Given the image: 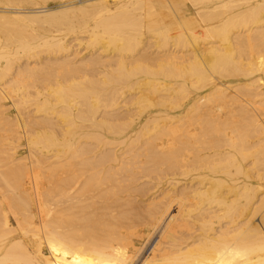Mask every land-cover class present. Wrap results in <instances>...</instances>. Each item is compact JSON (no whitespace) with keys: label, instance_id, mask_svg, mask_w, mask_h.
Listing matches in <instances>:
<instances>
[{"label":"bare ground","instance_id":"obj_1","mask_svg":"<svg viewBox=\"0 0 264 264\" xmlns=\"http://www.w3.org/2000/svg\"><path fill=\"white\" fill-rule=\"evenodd\" d=\"M83 1L33 16L88 34L75 40L91 51L81 66L51 37L37 44L44 59L19 70L35 47L0 27L16 45L0 46V126L25 150L0 147V264H137L150 235L138 264H264V0H187L165 13L158 0L74 8ZM128 102L135 113H116ZM153 167L171 175L165 185H136Z\"/></svg>","mask_w":264,"mask_h":264},{"label":"rangeland","instance_id":"obj_2","mask_svg":"<svg viewBox=\"0 0 264 264\" xmlns=\"http://www.w3.org/2000/svg\"><path fill=\"white\" fill-rule=\"evenodd\" d=\"M0 1H2V2H5V0H0ZM26 1V0H25ZM32 2V3H29V2ZM43 1V2H42ZM66 0H27V2L26 3H24L22 6H19V8H18V6L17 7H15V6H11V5H1L0 7H1V9H0V11L1 12H6V14H7V12L8 13H15V14H17V15H24V16H31L29 19L27 18L26 20H28V21H30V19L31 20H33L32 22L30 21V22H28V21H24V22H22V21H20V23H19V21H16V22H14V24H12V21L10 20H8V19H6L5 20V17H3V18H0V27H1V29H3V31H5L6 30V32H7V30L8 31H10V32H13V30H14V34H17L18 32H20V30H21V32L19 33V35L17 34L16 36L14 35V42L12 41L11 43H16V45H18L17 44V41L19 40H23V38H25L23 41L21 40L20 42H22V43H26V42H28V43H26V44H28V45H33L32 47H35V50H33V52L31 53L32 54V57H30L29 59H27V57L25 58V55H22V53H20L19 54V56L17 57V58H19V61L18 62H16V64H18L19 65V70H23L22 68L23 67H25L26 65H25V63L27 62V60H29V62H31L32 63V61H36V59L37 58H40L41 60H42V58L44 59V57L46 56V54H45V52L41 49V48H38V46L39 45H41V44H43L42 43V41L44 40V41H48V40H50L51 41V39H49V38H51V37H54V38H57V39H60V40H62L64 43H66V45H70V47H68V49H69V53H71V52H73L74 51V53H75V51H77V56L78 57H75L74 58V60H72V63L71 64H74V66H81V65H83L84 63H85V59L86 58H88V56L90 55V53H91V51H88V50H86V49H84V47H82V46H79V45H77V42L75 41V40H77L78 38H81V41L82 40H84V41H86L85 39H87V35L88 34H81L80 33V31L78 32V31H75V32H66V33H63V32H56L57 31V29H54V28H49L46 24H44L42 21H41V19H43V18H39L40 20L39 21H36V19H38V17L36 18V17H33L34 15H43V14H48V13H54V12H56V11H58V10H60V7H62L63 5H64V2H65ZM86 1H87V3H86ZM94 1V2H93ZM100 1H102V2H105V5L106 6H108L109 8H111V9H114L115 7H117L116 5H117V3H118V1L117 0H84L82 3H78V4H75L74 5V8L76 9V8H78V7H81V6H87V5H91V4H93V6H94V8L97 6L98 7V4H96V2H100ZM129 1H132V0H129ZM159 2H156V1H154V2H156V4H155V9H156V11L158 12V11H160V12H162V13H165L164 11H166L167 12V10H166V8L167 7H169V8H172L173 9V6L175 5V6H181L182 7V5H180L182 2H184L187 6H191V4H189V1H187V0H158ZM63 2V3H62ZM91 3V4H89V3ZM116 3V4H115ZM169 4H170V6H169ZM157 5V6H156ZM92 6V7H93ZM3 7V8H2ZM92 7H90V8H92ZM143 8L145 7V5L144 6H142ZM141 7V8H142ZM6 8V9H5ZM16 8V9H15ZM45 9V10H49V11H47L46 13H42V12H39V10H42V9ZM157 8H158V10H157ZM19 9V10H18ZM97 9V8H96ZM54 10V11H53ZM73 11H74V9H73ZM72 9L70 10V12H69V16H70V14H72L73 13V15H72V17H74V14H75V18L77 17L78 18V16H79V14L80 13H78L77 12V10H75V12H72ZM5 14V15H6ZM7 15H10V14H7ZM2 17V16H1ZM32 17H33V19H32ZM79 18H80V16H79ZM4 20V21H3ZM42 22V24L41 25H39L41 22ZM35 22H37V23H35ZM30 23H32V24H30ZM18 24V26H16L17 28H15V25H17ZM21 24V25H20ZM36 24V25H35ZM13 25H14V27H13ZM26 25V26H25ZM13 27V28H12ZM6 28V29H5ZM5 29V30H4ZM20 29V30H19ZM26 31H25V30ZM15 30H17V33H15ZM31 30H33V31H35L36 30V33L37 34H35V32L33 33V32H31ZM42 30V31H41ZM26 32V33H25ZM3 32H0V46H1V48L2 49H4V50H6V51H13V50H15V46L16 45H14V46H12L13 44H11L9 41L10 40H8L9 38L7 37V35H6V33H3ZM57 33H58V35H57ZM63 33V34H62ZM31 34V35H30ZM38 34H40V35H38ZM59 34H62V35H59ZM22 36V38H21V36ZM2 36H3V38H2ZM6 36V37H5ZM30 36V37H29ZM44 36V37H43ZM77 37V38H76ZM8 38V39H7ZM19 38V39H18ZM27 38V39H26ZM31 38V39H30ZM33 38V39H32ZM47 38V39H46ZM74 38V39H73ZM6 40V41H4V40ZM17 39V41L15 42V40ZM72 39V40H71ZM2 40V41H1ZM26 40V41H25ZM28 40V41H27ZM32 40V41H31ZM78 40H80V39H78ZM4 41V42H3ZM84 41H82V42H84ZM19 42V43H20ZM32 42V43H31ZM71 42V43H70ZM150 42H152V40L150 41ZM7 43V44H6ZM37 44H38V46H37ZM7 45H9L8 47H7ZM77 45V46H76ZM4 47V48H3ZM3 50V51H4ZM37 51V52H36ZM40 51V52H39ZM153 51H155V48H152V49H150L149 50V53L151 52H153ZM79 52V53H78ZM73 54V53H72ZM37 55V56H36ZM86 57V58H85ZM104 57V56H103ZM103 57H102V60H104L103 59ZM9 58H13L12 56H10ZM105 59H106V57H104ZM25 59V60H24ZM82 59V60H81ZM83 59H84V61H83ZM89 59V58H88ZM32 60V61H31ZM79 61V62H78ZM84 63H83V62ZM87 61V60H86ZM41 62H44V60L43 61H41ZM41 66H42V68H41ZM33 68V63L32 64H30V66L28 67V68ZM40 68L41 69H33L32 71L34 72V74H33V72H31V74H33L34 75V77H33V75H30L31 76V78L33 79V81H31V83L32 82H34V84L32 85V86H34L35 88L36 87H41L42 86V82H41V78H42V81H43V79H44V76H47L46 74H45V72H47L46 71V69L47 68H43V65H40ZM83 68V67H82ZM43 69H45V72H44V76L42 75V71H44ZM104 69H106V68H102V67H100V68H98V70H100V71H105ZM30 70V69H29ZM37 70V71H36ZM40 70H42V71H40ZM29 73H30V71H29ZM40 73V74H39ZM38 75V76H37ZM29 76V77H30ZM43 76V77H42ZM49 76V75H48ZM31 78H30V80H31ZM40 81V82H39ZM31 93V95H32V91L30 92ZM32 103V105L31 106H29L28 108H27V111H29V110H31L30 112H33V107H35L34 105V102H31ZM130 102H128L127 104H124V107H120V109H122V110H117V112L116 113H118V111H119V113H125L127 110H129V112L130 113H135L136 112V109H134L135 107L133 106V105H130L129 104ZM128 105V106H127ZM132 108V109H131ZM133 110V111H132ZM23 112V117H25V113H26V110H24V111H22ZM12 115L13 114H11L10 115V118L12 117ZM31 129H33L34 130V128H31ZM78 130V129H77ZM15 131V128H13V127H10V125H4L3 126V124L0 126V147H5V146H15V147H17V145L19 146L20 145V151H19V149L17 150L18 151V155L20 156V157H23V156H25V150L24 149H22L23 147L21 146V144H23V140L22 139H20L19 138V135L17 136V134L16 135H14L13 134V132ZM11 132H12V134H13V136L11 135ZM16 132V131H15ZM2 134V135H1ZM8 134H9V136H8ZM7 137V138H6ZM83 141V140H82ZM86 141H87V143L88 144H90V145H88V146H96V145H94V144H96L95 142V140H89V139H86ZM86 141H84V142H86ZM90 142V143H89ZM94 142V143H93ZM93 143V144H92ZM117 144V143H116ZM91 146V147H92ZM113 147H114V145H113ZM115 147H116V150H120L121 148H123V147H119L118 145L116 146L115 145ZM2 149V148H1ZM3 149H6V148H3ZM22 150V151H21ZM24 151V152H23ZM0 152H1V150H0ZM2 153V152H1ZM0 153V161H1V159L3 160V157H2V154ZM22 154V155H21ZM3 164H5V162L3 163H0V171L1 170H3V171H7V173H8V170H6V169H8L9 167H2V165ZM20 165V164H19ZM18 169V168H17ZM152 168H149L148 170H147V173L145 174V172L143 173V174H141V175H144V176H142V177H144L143 179H141V181H137V183H136V185L137 184H139V186H140V184L142 183V182H153V183H157V182H159V183H162L163 185H165V182L167 181V179H169L168 177H170L171 175H168L169 173L166 171V172H161V169L159 168H157L159 171H154V169H156V167L154 168L153 167V170H151ZM20 170V171H19ZM19 170H18V172H19V175L22 173L21 172V170H22V166L20 165L19 166ZM146 171V170H145ZM160 172V173H159ZM149 173V174H148ZM167 173V175H165ZM140 175V176H141ZM145 175H149V176H145ZM155 176V177H154ZM162 178V180H160L161 178ZM166 176H168V177H166ZM137 177V176H136ZM139 177V176H138ZM140 178V177H139ZM153 178V179H152ZM165 178V180H163ZM176 178H178L177 176H176ZM179 179H181V180H184V178H182V177H179ZM171 180V179H170ZM178 189H180V187H177ZM175 208V207H174ZM174 208H172L170 211H169V213H171V215H175L176 214V209H174ZM18 214H19V212H18ZM102 221H104V219L102 220ZM0 225H1V221H0ZM9 227H10V229H14V228H16L17 226H16V222L14 221V219H10V221H9ZM104 224H102V226H103ZM105 225H107V224H105ZM109 225V227H106V228H108V229H110V227H112L111 226V224L109 223L108 224ZM101 226V225H100ZM100 227V229L101 230H104V229H106L104 226L103 227ZM27 228V227H26ZM17 229V228H16ZM30 229H32V228H30V227H28L27 228V231H30ZM108 229H106V230H108ZM0 231H1V228H0ZM105 231V230H104ZM14 233V234H13ZM12 233V235L11 236H13V237H19V230H17V232L15 233V232H13ZM151 237L149 238V236L148 237H146V236H143V242H142V246L139 248V251L140 250H142L141 252H139V254H138V256H136L135 257V259H137V264H138V260H142V259H145V257L147 258V257H149V255H150V253H151V249L154 247V245L156 244V242L158 241V238H157V236L155 237V236H153V235H150ZM152 238V239H151ZM148 239V240H147ZM146 240H147V242H146ZM147 243V244H144V243ZM143 245H145V246H143ZM148 255V256H147Z\"/></svg>","mask_w":264,"mask_h":264}]
</instances>
